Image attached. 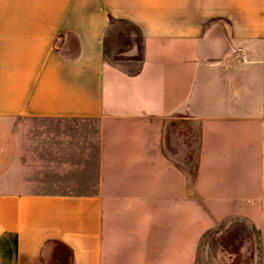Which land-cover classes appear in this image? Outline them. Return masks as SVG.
<instances>
[{"label":"crops","instance_id":"0c3cea01","mask_svg":"<svg viewBox=\"0 0 264 264\" xmlns=\"http://www.w3.org/2000/svg\"><path fill=\"white\" fill-rule=\"evenodd\" d=\"M118 23L132 70L106 58ZM190 114L253 130L256 182L228 200L258 210L264 264V0H0V264H190L183 172L179 199L107 201L126 170L156 177Z\"/></svg>","mask_w":264,"mask_h":264},{"label":"rangeland","instance_id":"374dc122","mask_svg":"<svg viewBox=\"0 0 264 264\" xmlns=\"http://www.w3.org/2000/svg\"><path fill=\"white\" fill-rule=\"evenodd\" d=\"M138 44L135 29L126 23H118L108 35L106 58L132 70L139 64ZM189 119L188 128H183L182 139L177 134L166 148V157L158 147L156 177L136 176L132 171L123 170L107 191V201H159L168 196L179 199L180 194L165 192L164 186L172 178L176 179L175 171L183 172L182 177L178 173V179L184 182L187 177L189 187L188 207L183 210L182 221L187 225L190 264H256L258 210L236 208L234 202L228 200L230 188L256 182L258 155L252 140L253 130L229 127L227 123L205 124L195 114H190ZM244 140L248 141L238 145V141ZM138 190L142 192L137 194ZM141 212L144 235L154 231L155 228L150 227L160 228L159 223L150 225L154 216L162 215L164 220L160 222L166 227L171 226L177 216L176 210L171 208ZM54 262L53 256L44 259V264Z\"/></svg>","mask_w":264,"mask_h":264}]
</instances>
